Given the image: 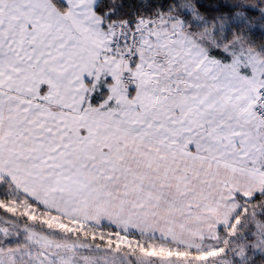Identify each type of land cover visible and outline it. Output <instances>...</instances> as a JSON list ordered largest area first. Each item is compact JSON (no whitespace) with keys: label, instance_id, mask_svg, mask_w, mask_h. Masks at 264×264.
<instances>
[{"label":"snow or ice","instance_id":"snow-or-ice-1","mask_svg":"<svg viewBox=\"0 0 264 264\" xmlns=\"http://www.w3.org/2000/svg\"><path fill=\"white\" fill-rule=\"evenodd\" d=\"M0 264H264V0H0Z\"/></svg>","mask_w":264,"mask_h":264}]
</instances>
